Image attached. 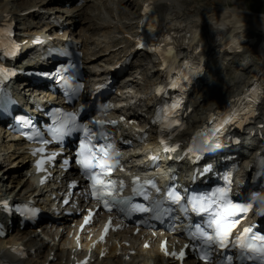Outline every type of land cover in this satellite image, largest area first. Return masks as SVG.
<instances>
[{
    "label": "bare ground",
    "instance_id": "bare-ground-1",
    "mask_svg": "<svg viewBox=\"0 0 264 264\" xmlns=\"http://www.w3.org/2000/svg\"><path fill=\"white\" fill-rule=\"evenodd\" d=\"M67 1H74L75 2V0L24 1V2H22L21 5H23V4H30V5H27V6L24 5L22 7L20 5V6H18V8L19 7H21V8L20 9H15V10H11V8H8V5L5 3V4L0 5V20H4L7 17V15H10V17H9L10 20L18 21V20H20L23 17L20 14L19 11L23 12V10H27L29 8L32 10V8H36V5H40L41 6L40 7L41 10H43L45 8L43 10V13L45 11V12H47L49 14L46 17V19L54 16V15H52V12L49 11L50 9H53V7H51V6H58V8H61V9H58V11H61V13H60V15L58 17H62V15H64V16L68 17V19H71L72 17L80 15V11H81V9L83 7H85V13L87 15L90 14V16H92L91 13L95 14L96 13V8L101 6L100 4L104 3V1H106V0H85L84 4L81 5V6H79V5L75 6L74 5V6L69 7V8H64L63 5ZM137 1L138 0H118L117 3H123L124 7L128 6L127 8L129 10H132V7L129 8V6L134 5V3H136ZM177 1H179V0H141L140 7H143V5H145V6L154 8L157 11L158 19L160 20V18L162 17V21H164L166 13L169 15V9L171 7H173V3L174 2L177 3ZM232 3H233V6L230 7L228 10H226L228 12V15L225 16V17H219V12L220 11H219V9H216V8H219V7H217V5L216 6L213 5L214 7H213L212 11L207 10V11L201 12L202 11V9H201L199 11H193V12L190 11L191 13L188 14V12H183L184 5L181 3V5L183 6L182 7L183 10L180 8V16L186 18V17L192 15V13H193V14H195V17H193L191 19L184 20V21H178L176 23L174 21L173 23H171V25L170 24H165V26H166L167 29H169L171 31H174V32H179L181 30H184L185 33L188 32L190 37H188V39L185 42V44H186V50H185L186 52L185 53L188 55L191 52V51H189L190 44H192L190 38L192 39V37L195 36V34H194V31H195L194 28L195 27L202 28V29H207L208 31L212 32L213 34L214 33L215 34H219V33L220 34H224V33H226V32L231 30L230 21L229 22L227 21L228 19H230V18L240 19L242 17L246 18V15L248 13L246 11L247 9H245L244 7L239 6V5H242V4L237 2L236 0L232 1ZM53 4H55V5H53ZM170 5H171V7H170ZM45 6H47V7H45ZM118 7L120 8L121 5H119ZM214 9H216V10H214ZM119 12H120V10H119ZM43 13L40 14L37 10H35L32 14H30L32 20H35V21H29V22H27V24L24 23V26L18 25L19 27H17V28H22V27L29 28V27L35 26L37 21L40 19V17L41 16L43 17ZM122 13L125 14L126 12H122L121 11L120 14L122 15ZM176 13H178V10L176 11ZM137 14H138L137 11H135L134 13H131V16L136 20L135 21V22H137L136 23V27L138 28L139 23H138L137 16H136ZM30 15L24 16L22 19L28 20V16H30ZM248 15H250V14H248ZM263 16H264V14H263ZM98 18H100V17H98ZM85 19H86V17H83L81 21L84 22ZM93 22L96 24V26H97V24H103L102 22H97L96 19L93 20ZM108 24L110 26V23H108ZM91 25L92 24L88 23L87 28H90ZM96 26H95V28H96ZM109 26H103V27L108 28ZM127 26H133V25L129 24ZM213 26H215V27H213ZM125 27L126 26H124V30H125ZM261 27L264 28V17H262L261 20H259V19L251 20L250 26L246 30L247 34L245 35V39H247L249 36H250V39L253 36H256L255 39H258V40L261 39L262 37L264 39V33H263V36H262V35H260V32L255 31V30H259V28H261ZM80 31H82V30L80 29ZM108 31L109 30L105 29V31L103 32V34L101 36H103V35L106 36L107 34H105V33L108 32ZM125 31H128V30H125ZM113 46L114 45H112V47ZM221 47H222V42L220 40H218L216 48L220 49ZM109 48H111V46L107 47L105 49H109ZM129 49H130V47H129ZM246 49L249 52H253L252 45H250V44L246 45ZM210 60H212V59H210ZM157 65L158 64H154L153 65L155 67L156 75L158 74ZM220 69H221V66H220ZM261 71H262V67H259V70L257 71V73L254 74V77L262 78L264 74H258V72H261ZM211 78L212 79H210L209 85H207V83H206V87H205L206 89H203V87H202V91H203L202 95L197 96V98L194 101V105L196 107L195 108L196 113H199V116H194L193 117V120L195 122H198L201 119L207 120L208 116H209V113L211 111H213L215 108L219 107L223 103V98L222 97H225L223 91H227L228 93L231 94V96L236 93V89L234 91L233 90L231 91L228 86L225 89H223V90L221 89V90H217V91L215 90L214 91V86H212L213 85V79L214 80L217 79V76H216L215 72L211 73ZM148 81L149 80H146V82H148ZM198 93L199 92H197V94ZM143 95H145V97H148L149 93L143 91ZM214 95L216 97H214ZM211 97L212 98L213 97L214 98L218 97V101L215 100L217 102L205 104L204 101H207V100L211 99ZM262 107H264V101L262 102ZM258 123L259 122L256 121V122L253 123V125L254 124H258ZM0 134H1V132H0ZM1 137L2 136H0V138ZM1 142H3V141H1ZM0 146H1V144H0ZM3 146H5V148L4 149H0V152H2L0 155L3 156L4 153L10 154V156L13 157L14 158L13 160L15 161V167H13L10 170L9 173L6 172L4 174L6 176V178H7V180L5 181V183H7V185H5L4 189L7 191L6 194H8V193H10L13 190V187H14V185H13V186L8 188V184H13L15 173H17L18 175H21V172H22L21 169H23L25 167L26 161L24 160V156L19 155V154L16 155L17 152H13V153L9 152V149H11L9 143H7L6 145H3ZM16 162H17L18 166L16 165ZM10 173H12V174H10ZM21 183H24V184L26 183V179L24 177L17 179L15 184H21ZM55 254L58 255L59 253L56 252ZM44 255L45 254H43V255L39 254L38 255V258L39 257L41 258V262L37 263V264H43L44 260L42 259V257ZM51 264H60V263L59 262H52ZM102 264H121V262L118 259H112V260H104Z\"/></svg>",
    "mask_w": 264,
    "mask_h": 264
},
{
    "label": "snow or ice",
    "instance_id": "snow-or-ice-1",
    "mask_svg": "<svg viewBox=\"0 0 264 264\" xmlns=\"http://www.w3.org/2000/svg\"><path fill=\"white\" fill-rule=\"evenodd\" d=\"M176 87L175 84L172 85ZM179 107L178 104L172 105L175 109ZM232 117L225 119L223 124L213 133L216 135L217 132L223 129L224 125L228 124ZM74 121V117H72ZM96 123H101L97 121ZM84 138L80 141V151L78 153L79 159L76 161L83 169L84 174L91 180L92 196L103 203L104 207L108 211H112L113 206L118 204H123V200H117L115 191V182L111 180L103 179L102 177L107 176L113 167L106 156V147L100 145L99 147L93 143L94 140L103 139L102 135H97L95 132L91 131L88 125L83 126ZM58 135L64 134V128H58L55 130ZM111 145H107L110 148ZM43 151V149H40ZM191 151V150H189ZM51 159V158H49ZM43 161L38 162V167ZM99 170V171H96ZM122 187V186H121ZM169 198L175 202L179 203L181 196L178 192H169ZM147 198V197H145ZM192 210L194 212L202 213L209 212L210 209L215 206L218 210L207 222V228L213 229L214 234L209 235L207 232L201 228L200 225H196L195 232L192 233L193 238H202L205 245L218 244L221 249H225L228 244V238L231 234V229L235 227V221H229L228 218L235 216L237 212H246L248 207L232 204L228 201V191L227 189L220 188L212 193L211 196H195L191 198ZM121 211L125 209L121 208ZM157 210H159L157 206ZM130 211L147 212L148 208L143 205H134L131 207ZM88 222V217L85 218V223ZM251 228L244 229V233L236 239V245L241 249L242 259H252L259 258L261 262H264V236L252 235L249 237L247 234L250 233ZM260 241L258 245L256 242ZM244 253H250L249 256H244ZM167 254V253H166ZM175 256V253H172ZM183 250L180 252V258H183ZM205 257H202L204 259ZM227 264H232V257H227Z\"/></svg>",
    "mask_w": 264,
    "mask_h": 264
},
{
    "label": "rangeland",
    "instance_id": "rangeland-1",
    "mask_svg": "<svg viewBox=\"0 0 264 264\" xmlns=\"http://www.w3.org/2000/svg\"><path fill=\"white\" fill-rule=\"evenodd\" d=\"M2 1L4 2L3 4H5L6 2H8L9 3L8 6H12V8H14V7L17 8L18 7L17 5L20 2V0H0V2H2ZM27 1H39V0H27ZM179 1H181V0H179ZM182 1H185L186 2V5L184 6L183 12H188V14H190L193 11H199L201 9H202L201 12L207 11V10L212 11L213 10V7L216 6V5H217V7L231 5V2L234 1V0H191V1H189V0H182ZM236 1L242 4V5H239V6L244 7L245 9H247L249 11H254V12H258V13L264 14V0H236ZM134 4L135 5L129 6V8L132 7V10H129L128 9L126 11V13L123 16L120 17V21L122 23L123 22H126L125 24L126 25H129L131 23V18H132L131 13H134L136 10H137V13H138V8H139L140 5H137L136 3H134ZM107 6H109L108 3L103 4L100 7V9L96 11V12H98L99 17H101V18H109L110 17L109 9L107 8ZM111 6L112 7H110V6L109 7L112 8L113 11H115L116 8H117V3L115 2V3L111 4ZM45 7H47V6H45ZM8 8H10V7H8ZM216 9H218V8H216ZM216 9H214V10H216ZM11 10H15V9H11ZM121 11H123V9H121ZM98 22H100V21H98ZM80 24L83 25V22H80ZM128 27H130V26H128ZM91 30H92V33L96 32V31H105L104 28L101 29L100 27H98L97 29H93V27H92ZM212 61L215 62L214 59H213V57H212ZM229 61H230V57H228V56H224L222 58L221 57H218L217 58V65H221V64L222 65H227V63ZM230 65H231V68H234V66H235L234 64H230ZM238 66H239V64L236 66V68ZM242 66H243V63L240 64L239 69ZM239 71H242V70H239ZM225 72H227V71L224 70V72L220 73L222 78L225 77ZM225 81L229 82L228 79H226ZM214 88H218V87L215 86ZM229 89L231 91L232 90L233 91L235 90L234 88H229ZM217 90H221V89H217ZM202 93H203V91L201 93H198L199 94L198 96L202 95ZM214 97H216V96L214 95ZM214 97L213 98L211 97V99H209L207 101H204V103L205 104H207V103L209 104V103L217 102L218 101V97L217 98H214ZM215 100H217V101H215ZM4 142H0V144L3 145ZM0 149H2V148H0ZM0 157H3V156L0 155ZM13 159L14 158L11 157L10 154H6L5 155V159H2V158L0 159V163H1L0 173L1 172H4L3 173V176L0 175V180H2L4 182L7 180V178H6V176L4 174L6 172L9 173L10 170L13 167H15V161ZM16 165H17V162H16ZM10 174H12V173H10Z\"/></svg>",
    "mask_w": 264,
    "mask_h": 264
}]
</instances>
